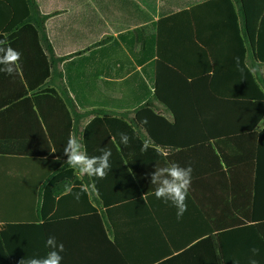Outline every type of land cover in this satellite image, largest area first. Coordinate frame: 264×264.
<instances>
[{
    "label": "crops",
    "instance_id": "obj_1",
    "mask_svg": "<svg viewBox=\"0 0 264 264\" xmlns=\"http://www.w3.org/2000/svg\"><path fill=\"white\" fill-rule=\"evenodd\" d=\"M204 1L34 0L45 17L51 51L31 49L21 41L16 50L25 71L47 68L44 87L58 96L63 93L76 114L96 109L119 116L148 101L169 122L176 115L179 122L165 133L163 155L169 158L165 166L190 164L192 181L187 211L180 219L175 207L155 197V189L138 191L104 209L86 184V196L82 193L77 201L74 194L55 205L48 220L36 219L38 196L45 183L48 187L54 182L57 160L49 157L53 147L35 108L23 101L31 94L15 99L23 91L16 71L0 73V229L9 225L0 239V264L46 256L51 250L46 245L49 236L64 245L61 264H205L215 255L220 264H249L253 247L260 249L254 258L264 264L259 234L260 228L264 235V118H257L251 101L239 98L249 80L232 61L235 31L218 29V5L193 13L196 37L218 58L219 53L231 55L221 65L227 73L213 83L220 84L222 92L208 88L210 72L203 78V62L190 42L193 33L187 16L161 23L157 55V21ZM11 21L7 4L0 0L3 38ZM260 35L264 51V24ZM245 58L246 67L264 84V66L249 53ZM185 68L194 73L193 92L184 89L192 78L177 70ZM39 74L35 72L37 79ZM156 81L165 105L155 99ZM91 117L87 114L80 121L75 137L80 138ZM189 117H194L193 125L181 120ZM46 118L52 124L53 115ZM82 177L86 175L75 173L77 180ZM107 179L114 180L118 196L126 191L117 176L103 180ZM103 183L107 188L108 181ZM51 187L66 188L57 200L72 186L57 181ZM17 223L21 224L13 226Z\"/></svg>",
    "mask_w": 264,
    "mask_h": 264
},
{
    "label": "trees",
    "instance_id": "obj_2",
    "mask_svg": "<svg viewBox=\"0 0 264 264\" xmlns=\"http://www.w3.org/2000/svg\"><path fill=\"white\" fill-rule=\"evenodd\" d=\"M3 1L7 4L11 12L12 21L6 29L7 37L3 38V35L0 33V39H7L11 47L15 50L21 45V41L25 40L26 44L31 49L36 46L39 48V51H43L46 47L50 52L51 50L44 31L45 17L38 12L34 0ZM212 5H218L219 8L218 29L223 31L233 29L236 33L237 45L235 53L232 56V61L236 62V58L239 57L244 77L249 80V84H246V87H244L245 92L242 93L239 98L251 101L253 111L258 112L257 118L262 119L264 118V84H259L255 75L246 67L245 56L246 53H249L254 62L264 66V51H262L260 46L261 27L262 24H264V0H207L188 10L183 9L180 12L160 18L156 23L157 55L159 56V47L161 45L159 40L161 23L174 21L178 19L177 17H179V15L187 16L191 35L193 33V39H190V42L197 47L196 56H199L203 62L204 68L201 71L203 78H206L210 72L211 76L209 79L212 84H209L208 88H220L222 92L221 85L213 83H215V80L220 79L221 74L227 73V71L221 70V65L224 62H228L226 58L231 57V55L227 56V54L221 55V53H219L218 58L216 54L212 52L209 44H205L203 39L196 37L197 34L194 32L197 29V25L195 24L196 21L193 13L199 11L198 9H205ZM236 5H238L237 9L235 8ZM215 27L216 25H213L212 29H216ZM203 29L205 28L203 27ZM196 42L201 44V46ZM43 61H46L45 56H43ZM173 66H177V64ZM177 70L181 72V75L192 78L190 79L191 84H186L184 89L185 92H193L194 73H191L189 68ZM35 72L40 73L38 79ZM48 74L49 70L47 68L25 71L20 60L16 75L21 83L23 91H19V93L15 95V99L31 94L29 97H24L23 101L30 103V105L35 108V114L45 126L47 139L53 147V151L49 153V157L55 158L58 165L57 171H54L55 173L52 175L54 182L50 184L55 185L57 181H64V183L69 182L72 187L68 193L60 196L56 200L54 198L60 193L62 194L66 188H64V190L59 189V191H54L51 185L47 187L46 184L48 182L45 183L38 196L36 219L42 220V222L48 220V212L58 203L65 201V199H68V197L80 191L83 184L88 185L91 193L95 194L97 203L104 209L135 196L138 191L141 193L143 191L156 189L157 186L151 184L150 174L155 171L156 167H164L166 164L165 162L169 159L163 155L166 137L165 133L172 129L171 127H175L177 122H179L176 115L171 123L157 113L153 105L148 101L136 103L131 111H127L119 116L109 115L108 113L96 109L89 110L84 114H76L74 111V104L63 99V93L60 92V96H58L53 90L49 89V87H44V80L48 77ZM34 75L37 80L35 83L33 82L35 78ZM153 88L155 99L165 105L167 101L162 98L157 81L154 83ZM227 105L229 107L228 109H231L232 106L229 104ZM51 113L53 115L52 124L46 118V115L48 118H52ZM130 113H132V116H130ZM87 114H92V117L83 127L80 133V139L86 146L89 156L100 155L101 153L99 150L103 147L111 149L112 156L110 157V164L112 169L108 172V175L117 176L119 179L117 183L123 184L126 190L125 192H121L119 196L116 191H113L116 187V185H114V180L109 181L108 179L103 180L88 176L77 180L74 178L76 171L65 163L67 157L63 153V149L66 146L67 140L70 135L75 136L78 124L83 118H86ZM181 120H184L187 125H193L194 123V117ZM121 132L127 133L130 137V143L126 147L120 144L119 134ZM145 145L147 146L146 150H142ZM103 181H108L107 188L105 187L106 182L103 183ZM83 195L86 196V192H84ZM18 224L21 223H17L13 226H18ZM7 226L9 225H4V227L0 229V239L4 237L5 227ZM38 228L44 229V226L40 225ZM259 234H261L262 241H264V235H262V230L260 228ZM214 259V261L205 264H220L219 258L216 255Z\"/></svg>",
    "mask_w": 264,
    "mask_h": 264
},
{
    "label": "clouds",
    "instance_id": "obj_3",
    "mask_svg": "<svg viewBox=\"0 0 264 264\" xmlns=\"http://www.w3.org/2000/svg\"><path fill=\"white\" fill-rule=\"evenodd\" d=\"M21 53L13 49L7 39H0V73L13 75L19 67ZM237 68L240 71L239 57L236 58ZM146 122V121H145ZM120 144L125 147L130 143V137L127 133L121 132ZM114 140V138H113ZM146 145L144 149L146 150ZM100 155L89 156L86 146L80 138L70 135L63 153L67 159L65 163L78 172L81 176L96 177L104 179L111 171L110 157L112 156L111 149L100 148ZM193 168L181 166L179 163L170 162L167 166L156 167L151 173V184L156 185L154 195L157 199L163 200L165 203H170L176 208L177 219L183 217L187 211V198L191 187ZM71 189H69L70 191ZM88 189L86 186H81L79 192L75 193V199L78 201L81 194ZM145 200V195L142 197ZM46 245L51 249L44 257H33L27 261L24 259L20 264H61L63 256L61 253L65 251L63 243H58L55 236H49L46 240ZM252 257L249 259V264H258L254 258L259 255L260 249L253 247L250 249Z\"/></svg>",
    "mask_w": 264,
    "mask_h": 264
}]
</instances>
